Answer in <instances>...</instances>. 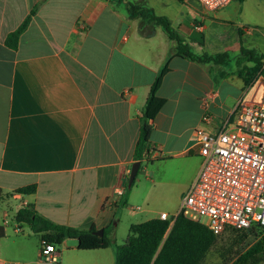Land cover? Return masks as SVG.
Instances as JSON below:
<instances>
[{
  "label": "crops",
  "instance_id": "obj_1",
  "mask_svg": "<svg viewBox=\"0 0 264 264\" xmlns=\"http://www.w3.org/2000/svg\"><path fill=\"white\" fill-rule=\"evenodd\" d=\"M237 1L209 10L198 0H0V258L23 262L31 233L41 243V233L16 220L24 207L79 229L112 226L111 237L126 217L118 215L114 190L127 187L142 108L174 45L161 26L142 33L139 19L127 14L129 2L167 17L195 52L229 56L220 63L174 56L157 92L166 101L151 120L149 160L141 162L125 207L148 211L161 192L173 214L162 209L130 225L178 212L202 163L196 129L213 134L238 102L264 98V42L249 29L242 34ZM34 7L18 47L8 46L7 35ZM243 49L253 51V61L243 62ZM232 52L237 66L224 69ZM256 57L261 69L246 83L241 69L255 66ZM30 184L34 192L17 191ZM58 245L57 259L73 252L70 264H115L114 245L69 237ZM25 262L41 264V246Z\"/></svg>",
  "mask_w": 264,
  "mask_h": 264
},
{
  "label": "trees",
  "instance_id": "obj_2",
  "mask_svg": "<svg viewBox=\"0 0 264 264\" xmlns=\"http://www.w3.org/2000/svg\"><path fill=\"white\" fill-rule=\"evenodd\" d=\"M122 1V0H118ZM126 10L129 18L139 19L140 30L146 33L148 27L161 26L169 39L174 42L171 53L160 68L147 101L142 108L141 130L136 142L134 157L136 161L149 160L150 137L152 133L151 120L156 116L165 103V98L157 92L163 78L170 70L169 62L174 56L186 57L199 62L224 61L227 52L215 54L197 53L184 37L172 26L165 16L157 15L154 10L146 5L127 3ZM37 11L34 7L23 23L6 37V44L17 48L23 31L27 28L33 14ZM247 55L245 61H253V51L243 49ZM255 66H243L240 74L246 83H250L261 69V57L254 58ZM250 74V76H248ZM136 180V179H135ZM135 180L132 186L135 183ZM132 188V187H131ZM131 188L126 187L120 198V207H125L131 193ZM36 190L35 184L19 187L18 192L31 193ZM3 198L0 188V201ZM16 220L19 223H27L36 233L42 234V239L50 243L60 244L65 238L94 239L102 242L107 247H115V264H201L209 251L218 243L221 234H215L205 224L190 220L178 214L168 219L154 217L145 221L132 223L129 234L123 244H115L113 239L104 229L103 236L94 235V227L79 229L73 226L59 224L41 215L32 206L18 210ZM235 232L231 238V245L227 251L236 249L237 259L231 264H261L264 263V226L253 224L249 228H233ZM5 235V229L0 225V238Z\"/></svg>",
  "mask_w": 264,
  "mask_h": 264
},
{
  "label": "built area",
  "instance_id": "obj_3",
  "mask_svg": "<svg viewBox=\"0 0 264 264\" xmlns=\"http://www.w3.org/2000/svg\"><path fill=\"white\" fill-rule=\"evenodd\" d=\"M198 1L216 10L233 0ZM195 136L202 163L174 216L182 214L203 223L215 234H222L228 227L264 226V98L259 102H238L217 132L211 134L198 128ZM125 189L117 187L114 193L120 198ZM159 217L171 216L163 212ZM41 260L57 262L54 243L41 240ZM0 264L26 263L0 258Z\"/></svg>",
  "mask_w": 264,
  "mask_h": 264
},
{
  "label": "rangeland",
  "instance_id": "obj_4",
  "mask_svg": "<svg viewBox=\"0 0 264 264\" xmlns=\"http://www.w3.org/2000/svg\"><path fill=\"white\" fill-rule=\"evenodd\" d=\"M234 9V19L236 20L237 24H242L241 32L242 34H245L246 31L249 29L250 31L254 32L255 36L259 37L264 42V0H243V1H237L235 4ZM233 27V25L231 26ZM198 46H202L201 44H198ZM208 50H213V48L208 45ZM203 50H205V47H203ZM231 60L229 65H223L224 69H231L235 68L237 66V53L232 52L230 53ZM263 95V91L260 90L258 92V98H261ZM261 96V97H260ZM139 196V195H137ZM162 194L161 192H157L156 199L151 203L149 208H146L148 211L143 212H133V210H128L126 207H120V210L118 212V215L121 216L123 212L126 213V217L122 219V221L116 226L115 228V236H112V229L114 230V227H109L107 229V234L113 239L115 244H123L126 237H128L129 234V225L131 222L146 219L147 217H153L156 215V211L168 210L170 213L173 214V210L169 207L171 204L168 202V200L161 198ZM141 207V210L145 206H139ZM26 227V226H25ZM28 228V226H27ZM23 229L21 228L20 234L23 235ZM235 232L232 231V229L223 232L220 236V239L218 243L209 251L207 254L204 262L202 264H227L231 261H235L237 259V253L236 249L227 251L228 246L231 245V238ZM29 238V249L25 255H21V260L26 261L30 257V253H32L33 249H38L41 246L39 235L31 233L28 235ZM73 243H76V241H71ZM57 249L62 250L61 245H56ZM7 252H13L15 255L17 253L13 251L12 249H7ZM73 252L68 250L66 251V255L64 260H62L61 257H59L58 261L55 263H47L42 262L41 264H70V261L68 260L69 254H72ZM26 263V262H25ZM264 264V263H261Z\"/></svg>",
  "mask_w": 264,
  "mask_h": 264
},
{
  "label": "water",
  "instance_id": "obj_5",
  "mask_svg": "<svg viewBox=\"0 0 264 264\" xmlns=\"http://www.w3.org/2000/svg\"><path fill=\"white\" fill-rule=\"evenodd\" d=\"M140 166H141V161H135L133 163L131 171H130V175H129V178H128V181H127V187L128 188L132 187V184H133L134 180L136 179V176H137V174L139 172ZM93 234L94 235H98V236H103L104 229L101 228V229L94 230Z\"/></svg>",
  "mask_w": 264,
  "mask_h": 264
}]
</instances>
